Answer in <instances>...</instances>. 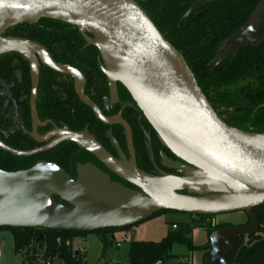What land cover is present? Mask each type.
Masks as SVG:
<instances>
[{
    "label": "water",
    "instance_id": "water-1",
    "mask_svg": "<svg viewBox=\"0 0 264 264\" xmlns=\"http://www.w3.org/2000/svg\"><path fill=\"white\" fill-rule=\"evenodd\" d=\"M216 0H196L183 15H191ZM41 20L75 28L102 61L110 104L119 103L116 85L134 106L159 142L178 161L170 169L185 174L148 175L136 167L130 127L121 118L105 117L84 94L85 80L75 69L54 62L35 42L5 37L17 26ZM88 36L90 38H88ZM264 39V0L248 23L227 39L223 57ZM22 57L30 71V132L39 147L17 151L0 141V151L31 158L70 143L96 158L114 176L134 187L111 183L92 165H77L72 180L54 164L41 163L15 173L0 171V228L94 233L133 228L162 212L218 216L243 213L249 226L213 231L205 250L206 264H227L224 256L242 238L258 235L253 209L264 204V135L227 126L198 87L183 56L158 32L134 0H0V57ZM72 79L78 100L104 126H120L130 161L108 154L91 136L42 124L37 113L40 67ZM148 156L153 161L151 150ZM134 233H131L133 241ZM113 239V238H112ZM130 241V242H131Z\"/></svg>",
    "mask_w": 264,
    "mask_h": 264
},
{
    "label": "trees",
    "instance_id": "trees-1",
    "mask_svg": "<svg viewBox=\"0 0 264 264\" xmlns=\"http://www.w3.org/2000/svg\"><path fill=\"white\" fill-rule=\"evenodd\" d=\"M195 1L134 0L162 37L183 56L198 87L218 117L233 129L264 135V39L222 56L224 42L246 26L261 0H216L203 6L188 20H182ZM4 36L35 42L57 64L79 71L86 79V95L90 97L94 92V97L90 99L101 106L102 96H107L108 92L98 64L99 53L94 47L86 45L85 39L75 28L41 20L33 26L21 25L10 29ZM123 91L125 99L130 100L127 92ZM29 95L30 71L26 61L14 54L1 56L0 141L17 151L39 147L27 134L31 126ZM36 105L41 123L51 122L58 128L72 132L87 130L95 136L99 132L97 128L101 127L91 111L77 100L72 82L43 66L40 67ZM124 109L114 107L112 115L121 111L127 121L135 117L130 112L142 117L137 110ZM136 151L140 156L145 153L143 147H137ZM84 155L80 148L70 143L31 158H17L0 151V171L15 173L48 163L58 166L70 176L71 173L75 174L77 165L84 163ZM253 212L260 223L259 234L249 236L246 246H242L243 238L237 241L224 256L227 264H264V204L253 209ZM188 216L191 218L189 223L179 224L176 230L169 231L159 242L131 241L128 264L167 262L176 258L171 255L174 245H184L189 251L194 250L191 236L197 229L193 224L197 222L208 235L227 227L213 223L203 225L206 220L212 221L214 216ZM249 225L251 221L247 217L245 226ZM129 230L124 228L118 231ZM0 231L11 234L14 253L26 251L25 259L29 257L35 262L41 253L42 260L57 258L65 264H84L83 258L71 250L72 240L86 235L84 233L9 228H0ZM57 238L60 239L59 245Z\"/></svg>",
    "mask_w": 264,
    "mask_h": 264
},
{
    "label": "rangeland",
    "instance_id": "rangeland-1",
    "mask_svg": "<svg viewBox=\"0 0 264 264\" xmlns=\"http://www.w3.org/2000/svg\"><path fill=\"white\" fill-rule=\"evenodd\" d=\"M71 176L74 177L75 174L71 173ZM187 219L188 215L184 214L162 213L126 232L101 231L75 237L72 240L71 250L78 255L85 254L86 264H128L127 253L131 233H134L133 241L136 242H159L169 231H174L172 230L174 223H177L178 227ZM213 219L217 225L227 224L226 226L236 227L247 220V217L238 212L214 216ZM197 223L193 224L197 230L191 236L194 250L189 251L184 245H174L171 255L176 258L168 260L167 264H183L182 261L186 262L185 264H206L209 259V253L205 250L208 234L205 229L199 228ZM104 243L106 244L105 248ZM115 244H119V247H116ZM0 252L2 255L1 264H25L24 254L14 253L12 237L8 231H0ZM41 255L39 253L38 257L41 258ZM51 263L65 264L57 258L52 259Z\"/></svg>",
    "mask_w": 264,
    "mask_h": 264
},
{
    "label": "flooded vegetation",
    "instance_id": "flooded-vegetation-1",
    "mask_svg": "<svg viewBox=\"0 0 264 264\" xmlns=\"http://www.w3.org/2000/svg\"><path fill=\"white\" fill-rule=\"evenodd\" d=\"M98 64H100V66H101V73H102V61H101L100 55H99V59H98ZM102 75H103V73H102ZM60 76H62V75H60ZM62 77L64 80L68 79L72 82L73 87H74V91H75V86H74L72 79L65 77V76H62ZM103 77L105 79V83L107 85V92H108V84H107V81H106V78L104 75H103ZM83 78L85 80L84 94H85L87 99H89L92 103H94L90 99V97H94L95 94H94V92H92L90 94V97H88L86 95V79L84 76H83ZM123 90L124 89L119 84L116 85V92H117L119 103L110 104L109 101H107V103H106L105 101L109 99V92H108L107 96H102L101 106L97 105L96 103H94V104L99 108V110L102 112V114L105 117L121 118L130 127L131 136H132V146H133L134 152H135V163H136V167L138 168V170H140L143 173H146L148 175H153V176H161V174H166V175L175 176V177H184L185 174L178 173V172L172 171L170 169L169 165L171 163H176V162H180V161H178L166 149L163 148V146L159 142L156 134L154 133V131L151 129V127L148 125V123L145 121V119L143 117L137 116L134 112H130V114H133L135 117H132L130 120L127 121L122 117L121 111H119L115 115H112V109L114 107H120V106L125 108V109L131 108L133 111H136V110L138 111V109L134 106L131 99L130 100L125 99V95H124ZM75 95H76V92H75ZM76 98H77V96H76ZM77 100H78V98H77ZM79 103H81V102L79 101ZM83 106H85V105H83ZM87 109H89V108H87ZM91 113H92V111H91ZM92 115H93V113H92ZM140 115H141V113H140ZM93 117H94V115H93ZM94 119H95V121H97L95 117H94ZM45 123H47V122H45ZM98 123L101 125V127L97 128L99 131L97 133V136L93 135L92 133H88L87 130H85L81 133H86L89 136H91L108 154H110L113 158H115L118 161H121V158L119 155V151H120L122 153V155L124 156V158L126 159V162L129 163L130 157H129V153H128L127 145H126L125 130L120 126L108 127V126H104L100 122H98ZM42 124H44V123H42ZM52 126H55V125L50 122V125L46 126V128L39 129L38 130L39 135L43 136L46 133H48L49 131H51ZM48 127H50V128H48ZM60 129H65V128H60ZM66 130H68V129H66ZM38 146H40V145H38ZM137 147H143L144 148V151H145L144 155L140 156L137 154V151H136ZM149 149L151 150L153 161H151V159L148 156V150ZM83 152L85 154L82 157V160L84 163L81 165H87V164L92 165L96 169H98L100 172L107 175L109 177L111 183H118L121 186H123L124 188L130 189V190H136L134 187L123 182L122 180H120L116 176H114L112 173H110L102 165V163H100L96 158H94L93 156H91L89 153H87L85 151H83ZM70 178L72 180H76V174L74 177H72L70 175ZM130 229H132V228H130ZM110 230L111 231H118L115 229H107V230H101V231L105 232V231H110ZM101 231H96V232H101Z\"/></svg>",
    "mask_w": 264,
    "mask_h": 264
},
{
    "label": "built area",
    "instance_id": "built-area-1",
    "mask_svg": "<svg viewBox=\"0 0 264 264\" xmlns=\"http://www.w3.org/2000/svg\"><path fill=\"white\" fill-rule=\"evenodd\" d=\"M210 223H211L210 220H206L203 225H208ZM172 229L176 230V226H172ZM56 243L58 245L60 244V239L59 238L56 239ZM247 243H248V237L243 238L242 246H246ZM116 247H119V244H116ZM25 253H26V251L23 254L25 255ZM29 256H31L30 253H29ZM28 258L25 259V257H24L25 264H38L40 262V260L42 259V258L38 257L37 260L35 262H33L30 258L29 259ZM50 261H51L50 259L42 260V264H51ZM1 263H2V255H1V252H0V264ZM182 263L185 264V262H183V261H182ZM155 264H167V263L166 262H162V261H158Z\"/></svg>",
    "mask_w": 264,
    "mask_h": 264
},
{
    "label": "crops",
    "instance_id": "crops-1",
    "mask_svg": "<svg viewBox=\"0 0 264 264\" xmlns=\"http://www.w3.org/2000/svg\"><path fill=\"white\" fill-rule=\"evenodd\" d=\"M245 215V214H244ZM246 216V215H245ZM247 217V216H246ZM190 220H191V218L188 216V219L187 220H185L184 222H182V223H189L190 222ZM211 223H213L214 225H217L216 223H215V220L213 219L212 221H211ZM246 223H247V220H245L244 222H242L239 226H245L246 225ZM176 224L177 223H174L172 226H176ZM220 225H227V224H220ZM202 229V228H201ZM173 230V229H172ZM197 229H195L194 231H193V233H195V231H196ZM193 233H192V235H193ZM208 237H209V235H208ZM192 238V237H191ZM113 240V239H112ZM208 244V242L206 243V245ZM115 246H116V244H115ZM128 254V253H127ZM75 255L77 256L78 254L77 253H75ZM80 256H82V258H83V262H84V264H86V261H85V254H79ZM51 262V261H50ZM167 263V262H166ZM186 263V262H185ZM38 264H42V261L40 260V262L38 263ZM52 264V263H51Z\"/></svg>",
    "mask_w": 264,
    "mask_h": 264
}]
</instances>
